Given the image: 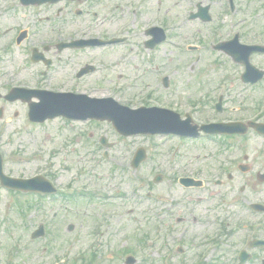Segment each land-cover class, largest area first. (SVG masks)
Here are the masks:
<instances>
[{
    "label": "rangeland",
    "instance_id": "1",
    "mask_svg": "<svg viewBox=\"0 0 264 264\" xmlns=\"http://www.w3.org/2000/svg\"><path fill=\"white\" fill-rule=\"evenodd\" d=\"M14 2L18 0H0V12ZM109 3L107 1V5ZM170 4L171 21L178 22L185 18L189 5L183 4L181 0H165V11ZM67 6V4H56L21 9L17 6L9 11L8 16L0 15V50H5L4 53L0 51V109L4 112L0 120V148L5 161V171L11 176L26 178L33 173L41 172V169H47L48 166L56 177L59 174L55 180L63 189L68 187H72L74 191L98 189L105 193L121 190L123 199L112 197L107 202L94 201L90 195H83L80 203L71 204L57 199L46 201L43 205L44 209L42 206L33 205L31 208L33 202L31 195L15 192L8 194L7 190L0 186V264H124L129 255L136 258L137 264H167L165 261L171 257V227L177 230L183 226V223L175 224L174 219L179 215L185 216V222L187 219L190 220L184 225H192L191 214H196L197 217L220 216L224 221L227 216L225 207H229L227 209L231 215L228 219L232 220V230H235L233 229L235 222L257 220L259 216L253 217L254 219L249 217L242 202L253 198L257 202L264 203V185L251 177V184L248 181L246 184L249 192L241 194L239 190L246 180L241 178L243 176L239 175L234 167L231 168V173L236 176L234 187L227 182L223 186L215 187L212 183L202 189L189 190L174 186L173 178L179 174L203 176V172L207 176H219L217 173L220 170L218 169L220 162L215 157L218 152L215 142L205 141L180 146L166 138L128 139L117 134L107 123L78 125L71 123L68 126L64 125L61 119H55L36 125L30 123L26 117L28 111L26 104L20 101L9 103L4 100L7 86L42 87L54 91L62 84H60L61 79L73 76L70 72L69 77L65 78L60 70L54 75L56 81H53L54 77L41 78L38 72L45 65H28L27 44L16 46L11 41L14 32L20 29L19 25L34 30L32 26L35 21L45 15H55L57 8L61 13L71 16ZM56 18H49V25L43 26V37L50 38L61 27ZM68 19L69 22L63 28L65 32L73 31L74 26L79 29L80 24L74 23V17ZM225 20L219 19L220 22L215 21L206 26L190 22L182 30L172 33L175 47L180 43L185 47L189 44L200 46L197 52H188L186 48V52H183V48L175 50L168 46L162 47L157 52L156 66H171V68L180 66L178 74L171 81V90L159 93L160 97H166L161 98L163 101L169 99L171 103L186 104L189 101L194 102L198 97H206V99L212 97L213 90L224 76L228 79V82L224 79L227 84L225 91L229 90L227 109L237 103L245 107H254L259 102H264V83L257 89L258 97H254L255 91L243 87L242 83L239 84L240 67L235 66L223 53L202 45L203 41L208 43L213 40L210 37L213 26L216 27L218 24L221 30L225 29ZM33 30L30 32L32 33ZM223 33L225 37L231 35V31L229 34L227 30ZM33 39L36 41L39 38L33 37ZM133 39L137 41L131 40L130 46L139 47L137 42L142 40V36ZM56 54V51L45 54L53 61L52 73L57 70V66H69L59 64ZM126 54L130 58L133 56L129 52ZM144 54L142 50L136 51L137 59L129 62V67L139 66L136 70L132 69L134 71L130 74L131 79L145 69ZM62 55L64 61H59L60 63L79 61L82 65L91 62L95 66H98L101 57H105V60L109 58L108 61L112 65L118 63L121 56L119 52L86 55L63 53ZM231 75L235 76L232 83L231 80L229 81ZM95 84L97 83H91V85ZM73 85L75 84L67 85L66 88L72 89ZM82 86H85V83H82ZM132 92L134 91L131 90L130 95ZM259 97L262 99H258ZM238 116L243 115H234L228 110V113L222 116L216 115L211 118L235 119ZM197 119L200 120L202 117L198 116ZM88 134H94L93 140L87 137ZM101 137H106L110 142L115 143L109 151L110 157L107 160L102 158L103 147L98 145ZM245 146L249 150V162L254 164V171L257 168H264V160L261 156L254 162L251 159L253 152L257 154L259 151V146L254 140ZM140 147L147 151L148 159L138 171H134L129 166L130 159ZM177 149H181L180 152L176 151L179 161L171 171V155ZM116 167L117 171L113 173ZM172 173H175V176ZM157 176H162V180L155 181ZM223 180H227V174ZM254 184L257 185L256 188ZM215 193L219 196L215 199L210 198ZM219 204L222 207H218ZM53 214L58 216L55 217ZM40 225L45 227L46 236L34 242L31 240V234ZM70 226L74 227L72 231H69ZM218 228L219 222L206 226L187 227L188 231L191 230L185 235V239L189 244L196 239L199 243L204 236L215 235ZM246 229L241 227L236 229L233 237H224L219 250L211 253L207 263L231 264L242 244L241 236L245 234ZM204 246L205 241L198 251L186 253L187 260L184 264H193L197 261L195 256L200 254ZM176 255L179 256L178 253ZM215 261L217 263H213Z\"/></svg>",
    "mask_w": 264,
    "mask_h": 264
},
{
    "label": "flooded vegetation",
    "instance_id": "2",
    "mask_svg": "<svg viewBox=\"0 0 264 264\" xmlns=\"http://www.w3.org/2000/svg\"><path fill=\"white\" fill-rule=\"evenodd\" d=\"M107 1L109 5H107ZM88 0L82 1L77 0L73 2L66 1L64 4H67L68 12L74 17V23H79L80 27L78 29L77 26H74L73 32H63L59 36V41L56 43H51L50 46H44L43 42L46 41L44 37L41 35L42 27L38 30L37 33L31 35V32H28L27 38L25 41L31 39V44H33L32 49L39 50V53H44L45 48H49L47 52H55L60 44H71L73 42L78 41H90V40H122L124 39L123 45L128 43L130 39L133 37L142 36V40H139V47H136L137 50L141 51V46L143 47V51H147L146 46L150 44L152 39H158L159 33L158 30H152L154 28H160L166 33V41L161 45H158L153 52H159L160 49L164 46H168L171 48V4L167 6V10L165 11V0ZM183 4L186 3L188 6V16L186 18H190L191 15H196L201 13L203 9H206L202 16V23H206V25H211L219 19L230 20V17H235L236 22L230 20L233 23V26H236V29L239 31L241 28L244 31L237 32L236 34L244 41L247 40V45L251 47L256 46H264V0H181ZM107 6V7H106ZM243 8V9H241ZM61 11H59L60 13ZM209 17V18H208ZM246 17L247 20L243 21L240 18ZM199 20V19H198ZM200 21V20H199ZM263 22V23H262ZM41 23V21H40ZM41 26V24H40ZM39 26V27H40ZM150 31L154 32V36L150 35ZM212 32V31H211ZM33 37L39 38L35 41ZM95 48L83 49V50H67V52H73L78 54H83L87 51L94 50ZM107 49V48H104ZM58 52V51H57ZM64 53V52H63ZM49 54V53H48ZM62 54V53H61ZM251 62L256 65L259 69L264 70V54H254L251 57ZM148 64V63H146ZM154 64V62L152 63ZM74 66H78L72 70L73 80L76 83H85V86L90 84L92 81L98 79L99 81H105V83H111L116 80L123 79V74L114 75L111 69H103L101 67L95 69L92 72L81 75V72L86 69L88 64L78 65L77 63ZM127 66V65H125ZM52 68V66H50ZM151 69H154L155 72H146L145 76H152L156 81H159L161 84L162 91L171 90V66H164L162 69L163 74H159L161 71L160 66H156L155 64L151 66ZM149 70V69H147ZM66 76L69 77L68 74ZM167 78L165 81L164 79ZM164 82H167V88L164 87ZM152 93H148L146 95V100H154L159 95V85H155ZM207 103H203L202 106H207ZM201 105H195L193 102H188L179 107V110L184 112V115L191 114L194 117L195 115L202 114L201 111L195 112L196 108ZM145 106V105H141ZM201 107V106H200ZM189 111H185L188 110ZM235 113H241L243 115L242 119L236 120H221L218 121L220 123L226 122H255V123H264V112L258 113L254 109L249 108L247 112H241V110L233 109ZM189 112V113H188ZM182 113V112H179ZM247 119V120H244ZM211 121H199L200 125L208 124ZM196 123V122H194ZM251 134L253 136H260L254 129H250L248 135ZM237 137V136H236ZM239 137V136H238ZM261 137V136H260ZM264 139V137H262ZM253 141V140H251ZM253 162L258 159L260 156L264 160V149L259 150L258 153L253 152L252 154ZM246 162L250 161L248 156ZM245 157L243 160L245 161ZM254 164H251L249 167L250 175L253 179H255V175L260 173V170H264V168H258V171H254ZM264 176V173L261 174ZM255 187V186H254ZM182 212H185L182 210ZM192 223H196L199 220L195 217V214H192ZM256 215V214H255ZM260 216H264L261 214ZM171 218H173V214H171ZM180 220L179 224H187L190 220H186L185 216L179 215L174 219L175 222ZM203 222V226L211 225L207 222H221L218 216H206L201 219ZM205 246L213 247L211 253L216 251V247L218 244V240L222 238L219 235H210L204 236ZM208 237V238H207ZM218 237V238H215ZM243 238L242 245L240 251L238 253V257L234 264L239 262V256L241 251L247 250L251 256L249 261L246 264H263L264 257V248L251 250L250 244L254 240H264V235H242ZM188 250V249H187ZM187 250L178 249L177 252L180 253V256H184L187 253ZM211 253H209L205 261L209 259ZM217 263V261L213 262ZM202 264H209L203 262Z\"/></svg>",
    "mask_w": 264,
    "mask_h": 264
},
{
    "label": "water",
    "instance_id": "3",
    "mask_svg": "<svg viewBox=\"0 0 264 264\" xmlns=\"http://www.w3.org/2000/svg\"><path fill=\"white\" fill-rule=\"evenodd\" d=\"M30 97H26L29 99ZM45 105L46 115L39 117L38 108L42 105L32 106L31 116L33 120H45L57 116H66L72 119L95 118L113 121L118 131L124 135L147 134V133H171V114L158 111H124L121 107L108 103V101L91 100L82 97H67L54 95L49 100L42 99ZM43 107V106H42ZM0 158V172H1ZM1 174V173H0ZM1 178L5 185H11L8 179ZM19 186V185H16Z\"/></svg>",
    "mask_w": 264,
    "mask_h": 264
}]
</instances>
